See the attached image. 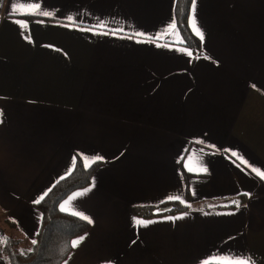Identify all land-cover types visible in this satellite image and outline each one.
<instances>
[{"label": "crops", "instance_id": "0c3cea01", "mask_svg": "<svg viewBox=\"0 0 264 264\" xmlns=\"http://www.w3.org/2000/svg\"><path fill=\"white\" fill-rule=\"evenodd\" d=\"M22 2L0 0V227L31 247L35 201L78 158L98 166L60 208L92 223L63 264H264V180L230 155L264 170V0H192L197 51L177 0ZM98 21L124 32L77 30Z\"/></svg>", "mask_w": 264, "mask_h": 264}, {"label": "trees", "instance_id": "16d2710c", "mask_svg": "<svg viewBox=\"0 0 264 264\" xmlns=\"http://www.w3.org/2000/svg\"><path fill=\"white\" fill-rule=\"evenodd\" d=\"M192 0H177L175 19L184 39V45L193 51L199 48L198 39L188 26V13ZM98 163L85 169L77 158L74 169L64 178L58 180L44 199L35 207L41 212V226L31 247L23 244V240L7 235L0 227V256L7 259L8 264H63L72 251L71 240L86 234L90 224L80 217L60 210L61 202L73 191L88 186ZM186 175L185 173H183ZM159 208L134 207L135 214L149 216L157 214ZM183 209L182 205L173 203L171 211ZM161 214V213H160ZM9 224V221L6 222ZM218 264V263H209Z\"/></svg>", "mask_w": 264, "mask_h": 264}, {"label": "snow or ice", "instance_id": "6c2138e0", "mask_svg": "<svg viewBox=\"0 0 264 264\" xmlns=\"http://www.w3.org/2000/svg\"><path fill=\"white\" fill-rule=\"evenodd\" d=\"M194 4H195V0H193V6H194ZM20 9H28V11L22 12L21 13L22 15H35V12H33L31 10L32 9H35V10H39L40 9V0H33V2H30V3H23L22 2L19 6L17 4H13L11 6L10 12L11 13H16ZM42 14L45 17H47L49 15L47 11H44ZM37 22H42V21H37ZM17 23L22 28L27 27V23L26 22L17 21ZM77 23H79L80 25H83L84 24V21L83 20H80V21L77 22V21H74V20H69V22L67 24H65L64 26L65 27H72L73 25H75ZM110 25H111V22L98 21L97 23L92 24V25H90V26H88L86 28L85 27L77 28V30L91 31L94 34L112 35V36H115V37L119 38L123 34V32H124V26L117 25L115 27H112ZM170 27L175 30V29H177V24L173 21V22H171ZM191 28H192L195 36L198 37L201 41H203L204 40V36H203L202 30L197 26V22H196V20L194 18H193V20L191 22ZM134 35H137V36H145L146 34L143 33V32H137ZM126 38L131 39L132 36H128ZM149 39L155 40V39H157V37H149ZM171 43H176V42L175 41H172ZM180 43H184V41H180ZM181 51L184 52V54H186L189 58H193L194 56H198L199 55L198 52H195L194 53L190 49H181ZM201 144H204V142L201 141ZM205 147L215 148L214 145H205ZM201 151H203V148L201 149ZM230 155H231V157H235L239 161L240 165H243L245 168L249 169L251 171V173L255 174L259 179L264 180V170L258 169L256 166L249 165L248 162L242 160L235 151H231L230 152ZM92 159L94 161H96V162H102L103 161V158L102 157H99V156H93ZM82 166L85 169L88 168V164L87 163H82ZM70 167H71V162H70ZM187 170L189 172H192L193 171V169L191 167H188ZM85 191H91V188H88ZM46 194H47V190H45L44 193H41L40 194L39 199L36 200L35 203L36 204H39L40 201L44 199V196ZM193 194H194V192H193ZM81 195L82 194L79 193V192L76 193V196L77 197H80ZM168 199H169V201H179L180 203H186V201L181 200L179 196L169 197ZM233 203H234V205L236 207H239V203L238 202H233ZM60 210L62 212L66 211V209L63 206H61ZM162 212H163V209H158L157 214H160ZM72 215L73 216L80 217V219H82L84 221H87L89 224L92 223V220L88 216L81 215V213H79L78 211L73 212ZM165 219L175 220L177 218L176 217H165ZM152 222L153 221H145V220H142V219L136 220V223L138 225H142V226H147L149 223H152ZM83 239H84V237H80V239H73V240H71V246H72V248L77 247L82 242ZM32 242L35 243L36 241L33 240ZM241 259H243V258H241Z\"/></svg>", "mask_w": 264, "mask_h": 264}, {"label": "rangeland", "instance_id": "374dc122", "mask_svg": "<svg viewBox=\"0 0 264 264\" xmlns=\"http://www.w3.org/2000/svg\"><path fill=\"white\" fill-rule=\"evenodd\" d=\"M7 227V226H6ZM6 231H8L7 229H5V233L7 234V232ZM7 235H11V236H13V237H15V238H18V237H16V236H14V235H12V234H7Z\"/></svg>", "mask_w": 264, "mask_h": 264}]
</instances>
